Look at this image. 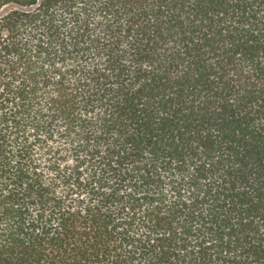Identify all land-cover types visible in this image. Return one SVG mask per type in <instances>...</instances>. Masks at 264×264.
I'll return each mask as SVG.
<instances>
[{
    "label": "trees",
    "instance_id": "16d2710c",
    "mask_svg": "<svg viewBox=\"0 0 264 264\" xmlns=\"http://www.w3.org/2000/svg\"><path fill=\"white\" fill-rule=\"evenodd\" d=\"M0 264H264V0H0Z\"/></svg>",
    "mask_w": 264,
    "mask_h": 264
}]
</instances>
